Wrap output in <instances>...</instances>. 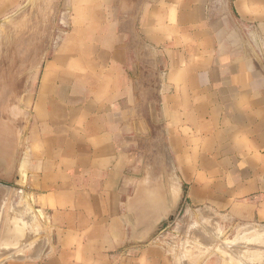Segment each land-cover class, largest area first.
<instances>
[{"label":"crops","instance_id":"obj_1","mask_svg":"<svg viewBox=\"0 0 264 264\" xmlns=\"http://www.w3.org/2000/svg\"><path fill=\"white\" fill-rule=\"evenodd\" d=\"M64 3L22 98L50 249L12 264H178L175 233L131 242L181 192L180 212L264 223V0Z\"/></svg>","mask_w":264,"mask_h":264},{"label":"rangeland","instance_id":"obj_2","mask_svg":"<svg viewBox=\"0 0 264 264\" xmlns=\"http://www.w3.org/2000/svg\"><path fill=\"white\" fill-rule=\"evenodd\" d=\"M55 2L47 0L44 5L41 4L40 8L34 6V1L25 0L17 5L14 11L0 16V101H7L6 104L0 103V119L2 112L6 114V117H3V123L0 122V129L8 130L9 135L11 131L14 132L17 124L19 128H22L23 125L21 122L18 123L19 120L24 122L27 118V112L21 106L20 91L25 89L26 84L28 87L31 86V90L34 89L45 50L48 51L51 43L60 34L57 30L61 25V19L54 15V9H65L66 6L65 0H55ZM26 8L32 11L23 13ZM38 9L45 14V17L40 16ZM40 28H45L46 32H40ZM7 147H9L8 153L2 149H5V145L0 144V164L3 165L7 164L8 158L14 157L13 153L18 148L22 150L21 145H15L13 148V144H10ZM23 189L14 184L10 188L0 185V264H12L16 259L29 257L38 259L43 251L45 255L50 249L47 246L50 235L48 217L32 199V194L27 191L28 188ZM39 210L42 212H38ZM180 210L173 223L168 224L166 219L161 221L165 225L160 226L159 237L157 236L159 239H156L166 244L171 236L168 232L177 235L176 243L182 247L181 251H176L178 264L182 261L184 264H204L212 254L200 263L201 259L207 254L209 248L218 242L217 237L220 233L222 238L230 243L234 241L233 237L236 233L238 237H241L248 231L252 235L255 232L264 231V223L247 224L226 220L224 222V218H221L219 214L193 210L195 213L193 215L192 211L180 212ZM224 223L225 226L222 225ZM142 227L147 230L149 226ZM172 228H175L176 232H172ZM160 234L163 237L160 238ZM183 236L187 237L182 246ZM222 247L224 248V244L220 243L219 249L223 250ZM243 253L242 255L245 256V251ZM221 255L223 264H231V262L241 264L238 256L235 260V256L225 251Z\"/></svg>","mask_w":264,"mask_h":264},{"label":"water","instance_id":"obj_3","mask_svg":"<svg viewBox=\"0 0 264 264\" xmlns=\"http://www.w3.org/2000/svg\"><path fill=\"white\" fill-rule=\"evenodd\" d=\"M28 82V81H27ZM31 89V86L28 87V84H26L25 89L21 90V106L22 104V98L23 94L25 92H28ZM23 91V92H22ZM1 104H6L7 101H0ZM1 119L0 122L3 123L4 118L6 117L5 113H1ZM22 123V128L18 127V124L14 127V132L11 131V134L9 135L8 130L6 129H0V144L5 145V152L9 151L10 144H13V148L15 145H21L22 150L18 148L15 153L14 157L7 159V164L3 165L0 164V185L6 186L8 188L11 187L12 184L19 186L21 190L23 188L28 187L27 179H28V161H27V153L25 148V136H26V126H27V118L23 122L21 120L18 121V123ZM20 130V131H19ZM21 158V159H20ZM24 190V189H23ZM33 196V195H32ZM185 192H181L179 196L175 198L174 201L170 204V211L165 216L164 219H166V222L168 224H171L175 221L177 214L181 208V205L184 201ZM33 199V198H32ZM38 212H42V210H39ZM163 219V220H164ZM161 220V221H163ZM158 222L156 224H150L146 225L149 226L147 230L143 229L142 226H139L141 228H138L139 233L143 231L142 235H137V238L133 240L132 244H144L147 243L153 239H155L161 230L160 226H164V223ZM161 223V224H160ZM255 224V223H253ZM245 226V225H244ZM242 226V228L244 227ZM241 228V229H242ZM240 229V231H241ZM222 233L219 234V237H217L218 242H216L212 247L209 248L207 254L201 259L200 263L207 258L208 255L213 254H219L221 255L223 251L226 253L228 252L231 256H238L240 258L241 264H264V231L262 232H255V234H251L250 231L247 233H244V236H237L238 233L233 237V242H226V239L222 238ZM224 244L223 250L219 249V244ZM240 247V248H239ZM243 251H245V256L242 255ZM250 256V257H247ZM222 257V255H221ZM221 264H223V259L221 261ZM231 264H234V262Z\"/></svg>","mask_w":264,"mask_h":264},{"label":"bare ground","instance_id":"obj_4","mask_svg":"<svg viewBox=\"0 0 264 264\" xmlns=\"http://www.w3.org/2000/svg\"><path fill=\"white\" fill-rule=\"evenodd\" d=\"M17 212H18V211H17ZM0 217H1V216H0ZM16 219H17V218H16ZM17 223H18V222H17ZM4 224H5V223H4ZM4 224H3V225H4ZM20 226H21V225H20ZM23 228H24V227H23ZM25 230H26V229H25ZM254 230H255V229H254ZM27 232H28V231H27ZM243 234H244V233H243ZM25 238H26V237H25ZM25 238H24V239H25ZM28 238H29V237H28ZM29 240H30V239H29ZM37 241H38V239H37ZM27 242H28V241H27ZM23 243H24V242H23ZM11 244H13V243H11ZM16 244H17V243H16ZM8 245H9V244H8ZM222 248H223V247H222ZM15 249H16V248H15ZM243 254H244V253H243ZM247 257H250V256H247ZM233 258H234V257H233ZM234 259H235V258H234ZM234 261H235V260H234Z\"/></svg>","mask_w":264,"mask_h":264}]
</instances>
